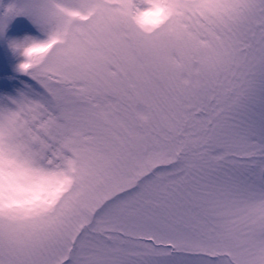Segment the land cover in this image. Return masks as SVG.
<instances>
[{
	"label": "snow or ice",
	"instance_id": "6c2138e0",
	"mask_svg": "<svg viewBox=\"0 0 264 264\" xmlns=\"http://www.w3.org/2000/svg\"><path fill=\"white\" fill-rule=\"evenodd\" d=\"M0 264H264V0H0Z\"/></svg>",
	"mask_w": 264,
	"mask_h": 264
}]
</instances>
